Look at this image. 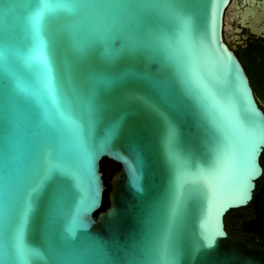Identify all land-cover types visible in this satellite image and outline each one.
Returning <instances> with one entry per match:
<instances>
[{
  "label": "water",
  "instance_id": "1",
  "mask_svg": "<svg viewBox=\"0 0 264 264\" xmlns=\"http://www.w3.org/2000/svg\"><path fill=\"white\" fill-rule=\"evenodd\" d=\"M229 1L0 0V264H264V110ZM249 201L229 224L259 245L224 227Z\"/></svg>",
  "mask_w": 264,
  "mask_h": 264
},
{
  "label": "flooded vegetation",
  "instance_id": "2",
  "mask_svg": "<svg viewBox=\"0 0 264 264\" xmlns=\"http://www.w3.org/2000/svg\"><path fill=\"white\" fill-rule=\"evenodd\" d=\"M245 5H249V3L243 2V0L229 1L223 14L222 35L228 46L239 58L247 74L248 71L252 72H249L251 75L257 74L261 86H259L260 88L255 87L259 91L256 98L264 110V18H261V15H264V0H255L251 6L255 10L254 17L251 14H242V9ZM255 42L256 51L251 46ZM263 175L262 172L261 177ZM248 204L249 202L245 205ZM253 215L254 210L252 208L250 213L244 215V217ZM223 220L225 221L224 216ZM230 234L253 244H258L250 238L248 232H240L239 229L230 227Z\"/></svg>",
  "mask_w": 264,
  "mask_h": 264
},
{
  "label": "trees",
  "instance_id": "3",
  "mask_svg": "<svg viewBox=\"0 0 264 264\" xmlns=\"http://www.w3.org/2000/svg\"><path fill=\"white\" fill-rule=\"evenodd\" d=\"M249 72L250 71H248V74H247V75H249L248 76L249 82H250V84H251V86L253 88V92H254L255 96H257V94H259V91H257L255 87L261 86V83L258 81L256 73H254L253 74L254 76H253V75L250 74L252 72H250V73ZM260 77H261V75H260ZM259 160H260V163H261V165L263 167V174H264V147L262 148V151L260 153ZM119 167H120V164L117 161H115V160H113V159H111V158H109L107 156H103L100 159V161H99V169H100V171L102 173L103 182L106 185V188L103 191L101 205H100L98 210L106 208L107 205L109 204L108 191H109V186H110V184H109L110 183V179H111L112 175L119 169ZM260 179H261V176L258 177L255 180L256 181V187H255L254 191L256 190L258 184L260 183ZM251 209H252L251 201H249L248 205H243V206H239V207H231V208H229L224 214V218H225L224 227H225V229L230 233L229 220H230L231 216H234L237 212L240 215H243V216L247 215L248 213H250ZM97 211H95L94 214H96Z\"/></svg>",
  "mask_w": 264,
  "mask_h": 264
},
{
  "label": "rangeland",
  "instance_id": "4",
  "mask_svg": "<svg viewBox=\"0 0 264 264\" xmlns=\"http://www.w3.org/2000/svg\"><path fill=\"white\" fill-rule=\"evenodd\" d=\"M252 48L254 49V51H256V42L251 44Z\"/></svg>",
  "mask_w": 264,
  "mask_h": 264
}]
</instances>
